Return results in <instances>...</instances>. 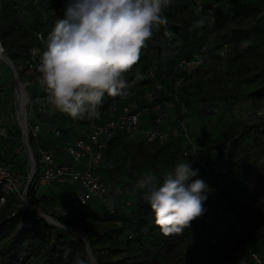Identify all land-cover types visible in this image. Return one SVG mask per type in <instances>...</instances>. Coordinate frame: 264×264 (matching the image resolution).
I'll use <instances>...</instances> for the list:
<instances>
[{
  "label": "trees",
  "instance_id": "obj_1",
  "mask_svg": "<svg viewBox=\"0 0 264 264\" xmlns=\"http://www.w3.org/2000/svg\"><path fill=\"white\" fill-rule=\"evenodd\" d=\"M63 6V0H0V42L14 66L30 59V49L44 50L41 38L47 37L57 18H63ZM163 15L167 27L153 30L139 61L125 74L131 87L116 97L105 94L101 121L108 119L110 106L121 109L135 102L148 111V106L137 100V90L142 94L144 88L153 91V100L179 111L190 101L238 99L245 87L248 98L264 105V0H199V7L192 0H171ZM198 20L204 21L202 27L194 26ZM248 40V46L241 43ZM192 62L198 64L185 67ZM166 91L170 105L165 102ZM164 115L161 111L152 119ZM85 119L87 126L90 119ZM221 134L214 147L215 159L201 148L192 147L191 153L215 166L214 180L222 185L221 196L234 209L239 201L253 202L264 196V113L260 111L249 120H233L225 124ZM119 138L108 143L100 169ZM38 140L36 146L41 145ZM151 145L156 147L152 153H146L141 145L131 151L122 149L132 157L129 168H143L162 177L175 166L179 147L166 142ZM194 165L197 167L195 160ZM34 181L28 187L30 198ZM15 210L12 199L0 210V264H68L73 257H87L89 264H181L177 256L194 251L207 226L205 220L201 225L194 220L181 234L165 236L141 196L129 206L123 203L113 214L105 204L91 202L83 209L69 211L66 218L58 215L56 219L63 226L79 228L86 235V247L73 231L36 221L30 211L11 217ZM262 240L264 232L250 231L219 245L208 241L204 250L210 264H264L259 252Z\"/></svg>",
  "mask_w": 264,
  "mask_h": 264
},
{
  "label": "clouds",
  "instance_id": "obj_2",
  "mask_svg": "<svg viewBox=\"0 0 264 264\" xmlns=\"http://www.w3.org/2000/svg\"><path fill=\"white\" fill-rule=\"evenodd\" d=\"M171 0H64L63 18H57L43 51L32 48L39 59L38 82L56 111L72 119H95L105 94H125L131 82L125 76L140 59L141 49L153 30L167 27L164 9ZM203 20L194 26L202 27ZM244 46L251 41H242ZM3 49L0 48V52ZM137 69L136 79H140ZM200 170L180 160L162 177L146 172L135 188L144 194L154 223L165 236L181 234L204 212L211 191ZM68 264H89L73 257Z\"/></svg>",
  "mask_w": 264,
  "mask_h": 264
},
{
  "label": "built area",
  "instance_id": "obj_3",
  "mask_svg": "<svg viewBox=\"0 0 264 264\" xmlns=\"http://www.w3.org/2000/svg\"><path fill=\"white\" fill-rule=\"evenodd\" d=\"M192 1L199 7V0ZM37 37L40 39L39 35ZM0 48L3 49L0 52V64H7L12 69L15 82L18 84V88L14 87L12 100L6 103L3 88L0 87V210L8 199H12L15 202L16 210L11 213V217H14L18 212L30 211L34 213L36 221L65 228L54 220L49 213L43 212L39 206L32 203L28 194L29 180L36 170L30 139L37 141L42 128L39 121L32 119L31 107L35 106L38 114L46 116L55 111L54 106L48 99V93L45 96H37L32 101L30 100L25 89L27 83H22L17 78L18 76L15 77L17 75L16 67L5 55L1 42ZM38 62V57L34 59L30 52V59L26 62L27 66L32 68L35 64L34 66L37 67ZM197 64L198 62L186 63L185 67L190 68ZM0 76H2L1 70ZM178 84L179 82L175 83V89H177ZM156 88L159 89V86ZM184 110L181 106V111ZM146 111V108H141L137 103L131 102L121 109L114 106L108 107V119L105 121H101V116L90 119L86 126L87 134L84 138H75L64 143L63 151L69 160L68 163H55L53 153L40 146H35L36 153L42 161L40 180L48 185L69 180L76 185L67 196V204L71 210H80L91 202H99L105 204L108 212L113 214L117 209V203L114 202L109 193L108 184L97 173L108 143L115 137H122L129 141L140 137L144 144H163L172 136V134H167L158 129V125L161 124L166 115L155 118L151 128H140L139 117ZM261 113H264V109L261 110ZM13 125L16 134L11 131ZM180 126L184 128L182 123ZM50 133L57 138L61 131L57 126H52ZM5 142H11L12 145L9 146ZM21 151L25 152L29 166V173L25 181L21 180V177L13 170V162L16 161V157ZM193 154L200 174L211 189L208 193L209 199L204 203L203 218L206 219L207 226L203 231V238L212 245L223 244L240 235V224L232 221L234 212L221 196L222 185L219 181L214 180L216 177L215 166L198 159L195 153ZM135 185L136 183L130 187L131 191L135 194L139 193L144 198L143 192L137 190ZM214 197H216L217 202L219 201V206H213ZM130 203L131 201L126 202L125 205L129 206ZM59 215L66 218L69 216V211L63 208ZM251 257L257 260L255 254H251ZM239 264L243 263L240 262Z\"/></svg>",
  "mask_w": 264,
  "mask_h": 264
},
{
  "label": "rangeland",
  "instance_id": "obj_4",
  "mask_svg": "<svg viewBox=\"0 0 264 264\" xmlns=\"http://www.w3.org/2000/svg\"><path fill=\"white\" fill-rule=\"evenodd\" d=\"M16 64L15 67L18 79L22 83H27L25 89L30 100L32 101L37 96H45L47 91L38 82L40 73H38L37 67L34 66L35 64H33L32 68H29L26 63L22 64L18 62ZM0 70L2 72V76H0V87L3 88V96L6 103L12 100L14 87L18 88V84L15 82L12 69L7 64H0ZM169 87H172V83L169 84ZM143 90L144 92L142 94L137 90V100L148 106L147 112L150 114V117H153L156 113H160L161 111L166 112L167 114L166 121L163 119L164 123H161L163 126L162 132L172 134L166 143L175 144L179 147V151L176 154L175 164L180 160L188 159L193 168L197 167L194 165L195 159L194 154L191 153L192 147L204 149V152L211 159H215L217 157V152H215L214 147L217 144L216 142L220 140L225 124L238 119L249 120L256 113L264 109V105L260 102L251 100L246 96L248 90L247 87L242 88V95H240L238 99L233 100L227 98L208 100L204 103L190 101L187 104V107L184 108V111H179L175 106H164L159 102V99L153 100V91L148 92L146 88ZM166 93L167 95L164 96L166 98L165 102L168 101L169 103L170 95L167 91ZM170 104L171 103H169V105ZM31 113L32 119L39 121L42 124V131L40 139L38 140L41 141L40 147L43 144V149L53 153L54 158H56L57 161L63 160L62 153L64 152L63 145L65 142L73 140L76 137L84 138L87 134L86 119L74 121L70 119L67 114L60 113L56 110L49 115H46L44 118L41 116L38 117L35 106L31 107ZM141 117L142 115L139 118V125L141 123ZM151 120L153 119L151 118ZM181 123L184 128L180 126ZM161 125L159 124L158 126L160 127ZM52 126H57L60 129L61 134L59 137H53L50 133V127ZM143 127L151 128V121L146 123ZM11 131L16 134L14 125L12 126ZM138 140L126 141L124 138L117 139L106 154L107 163L104 164V167L97 170L99 176L108 184L109 193L112 195L114 202L117 203L118 209L122 208L123 203L125 204L126 202L134 201L137 198L136 196H138L139 193H133L130 187H132V185L147 172L143 168H129L132 157L131 155L126 154L122 148L125 147L131 151L135 146L141 145L146 153H152L156 148L151 144H143L140 137ZM10 144L12 145L11 142ZM30 145L34 152V160L36 163V170L32 177V179H35V183L30 201L39 206L43 212L49 213L51 216L54 215L52 218L56 220L58 219L60 210L63 208L71 211V209L67 207L66 200L68 185L65 182L54 190H52L51 187H49L50 185L46 183L42 187L40 184L42 181H40V171L42 168L40 165L42 161L40 160L39 155L36 154V141L30 139ZM13 170L21 177V180H26L29 173V166L25 152L21 151V153L17 155L16 161L13 162ZM199 178L203 179L200 172ZM29 194L31 195V192ZM213 199V206H219V201L217 202L216 197ZM53 208H56L57 212L52 210ZM232 212H234L232 221L237 224L239 223L241 228V233L237 238L242 237L250 231L258 233L264 232V196L258 197L253 202L251 200L239 201L234 205ZM203 217L204 214L196 219V222L199 225L205 222L204 220L206 219ZM73 227L75 228L76 226ZM261 242L262 244L259 252L264 256V240ZM199 243L200 244H198L194 251H191L188 254H179L177 256V258L179 257L183 261L181 264H210V260L206 258L204 250L207 246V242L204 240L203 234L201 235ZM89 251L90 250L88 249V252ZM88 255L92 258V255Z\"/></svg>",
  "mask_w": 264,
  "mask_h": 264
},
{
  "label": "crops",
  "instance_id": "obj_5",
  "mask_svg": "<svg viewBox=\"0 0 264 264\" xmlns=\"http://www.w3.org/2000/svg\"><path fill=\"white\" fill-rule=\"evenodd\" d=\"M140 118V117H139ZM151 118H152V116L150 117V114L148 113V112H146V113H143L142 114V117H141V123H140V128H144L143 126H145V124L146 123H148L149 121H151V123H153V120H151ZM166 118H167V114H166V116L164 117V121H166ZM161 123H164L163 122V120H162V122ZM161 125V124H160ZM164 127H165V125H164ZM87 128V127H86ZM158 129L159 130H163V126L161 125L160 127L158 126ZM86 136V135H85ZM84 136V137H85ZM76 138H79V137H76ZM138 138L139 137H137V138H135L136 140H138ZM135 139L134 140H132V141H135ZM169 140V139H168ZM167 140V141H168ZM138 141H140V140H138ZM166 141V142H167ZM40 142V141H39ZM6 144H8L9 146H11V144H10V142H5ZM40 144H41V142H40ZM43 145V144H42ZM63 154V160H61V161H57L56 160V158H54V161H55V163H57V164H61V163H68L69 162V160H68V158L66 157V155L64 154V152L62 153ZM60 157V156H59ZM60 160V159H59ZM103 165V164H102ZM165 173V172H164ZM163 173V174H164ZM163 174L161 175V176H163ZM41 181V180H40ZM67 183V185H68V190H67V196H68V193H69V191H71L73 188H75L76 187V185H74V184H72L69 180H65L64 182H62V183H56V184H53V185H50L49 187H51V189L52 190H54V189H56L58 186H60V185H62L63 183ZM40 184L42 185V187L44 186V182H40ZM139 196L140 195H138V196H136V197H138L139 198ZM66 200H67V198H66ZM52 210H54L55 212H57L56 211V208H53Z\"/></svg>",
  "mask_w": 264,
  "mask_h": 264
},
{
  "label": "water",
  "instance_id": "obj_6",
  "mask_svg": "<svg viewBox=\"0 0 264 264\" xmlns=\"http://www.w3.org/2000/svg\"><path fill=\"white\" fill-rule=\"evenodd\" d=\"M15 77H17V75H15ZM17 78H18V77H17ZM32 177H33V176H31V178H30V180H29V183L31 182ZM59 224H60V223H59ZM64 227H65V229H67V230H71V231H73L74 233L78 234V235L83 239V241H84V243H85V246L88 247L86 235H85V234H84L79 228H77V227H75V228H70V227H67V226H64ZM88 254L91 255V252L89 251Z\"/></svg>",
  "mask_w": 264,
  "mask_h": 264
}]
</instances>
